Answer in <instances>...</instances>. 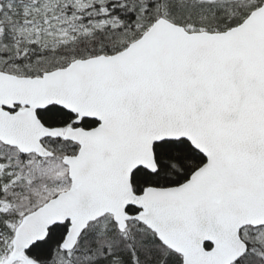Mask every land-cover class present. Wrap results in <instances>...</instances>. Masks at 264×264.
<instances>
[{
	"label": "snow or ice",
	"instance_id": "obj_1",
	"mask_svg": "<svg viewBox=\"0 0 264 264\" xmlns=\"http://www.w3.org/2000/svg\"><path fill=\"white\" fill-rule=\"evenodd\" d=\"M0 264H264V0H0Z\"/></svg>",
	"mask_w": 264,
	"mask_h": 264
}]
</instances>
